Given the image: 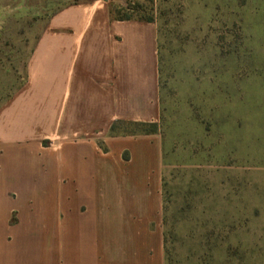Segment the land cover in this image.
Returning <instances> with one entry per match:
<instances>
[{"label":"crops","instance_id":"0c3cea01","mask_svg":"<svg viewBox=\"0 0 264 264\" xmlns=\"http://www.w3.org/2000/svg\"><path fill=\"white\" fill-rule=\"evenodd\" d=\"M119 1L46 0L0 101V264H165L161 143L110 135L159 117L158 30Z\"/></svg>","mask_w":264,"mask_h":264},{"label":"rangeland","instance_id":"374dc122","mask_svg":"<svg viewBox=\"0 0 264 264\" xmlns=\"http://www.w3.org/2000/svg\"><path fill=\"white\" fill-rule=\"evenodd\" d=\"M45 4L0 0V101L25 83ZM119 8L158 30L159 117L115 135L161 143L165 264H264V0Z\"/></svg>","mask_w":264,"mask_h":264},{"label":"trees","instance_id":"16d2710c","mask_svg":"<svg viewBox=\"0 0 264 264\" xmlns=\"http://www.w3.org/2000/svg\"><path fill=\"white\" fill-rule=\"evenodd\" d=\"M130 9H123V8H119L117 10H114L113 8V15L115 14L116 18L120 21H129V20H139V21H145V22H150V23H153V20L152 19H148V18H141V19H138V18H134L132 15H129V14H125V15H122L123 13H128ZM117 123H125V122H117ZM115 123L112 128H111V134L112 136L114 137H119L118 135H115V125L117 124ZM129 124H132V125H148V124H138V123H129ZM147 135V134H145Z\"/></svg>","mask_w":264,"mask_h":264}]
</instances>
